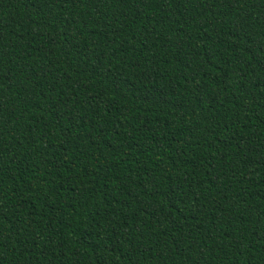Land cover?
Returning <instances> with one entry per match:
<instances>
[{"label":"trees","instance_id":"obj_1","mask_svg":"<svg viewBox=\"0 0 264 264\" xmlns=\"http://www.w3.org/2000/svg\"><path fill=\"white\" fill-rule=\"evenodd\" d=\"M0 264H264V0H0Z\"/></svg>","mask_w":264,"mask_h":264}]
</instances>
